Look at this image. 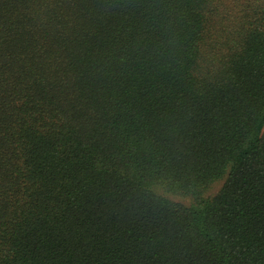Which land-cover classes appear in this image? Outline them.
Segmentation results:
<instances>
[{
    "label": "trees",
    "instance_id": "16d2710c",
    "mask_svg": "<svg viewBox=\"0 0 264 264\" xmlns=\"http://www.w3.org/2000/svg\"><path fill=\"white\" fill-rule=\"evenodd\" d=\"M0 264H264V0H0Z\"/></svg>",
    "mask_w": 264,
    "mask_h": 264
},
{
    "label": "rangeland",
    "instance_id": "374dc122",
    "mask_svg": "<svg viewBox=\"0 0 264 264\" xmlns=\"http://www.w3.org/2000/svg\"><path fill=\"white\" fill-rule=\"evenodd\" d=\"M176 199L182 200V201H186V199L185 198H182V197H176Z\"/></svg>",
    "mask_w": 264,
    "mask_h": 264
}]
</instances>
